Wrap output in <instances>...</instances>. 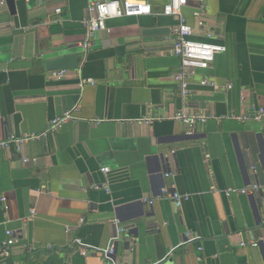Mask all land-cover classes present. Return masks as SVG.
Instances as JSON below:
<instances>
[{
  "label": "crops",
  "instance_id": "0c3cea01",
  "mask_svg": "<svg viewBox=\"0 0 264 264\" xmlns=\"http://www.w3.org/2000/svg\"><path fill=\"white\" fill-rule=\"evenodd\" d=\"M106 1L0 5V141L75 118L20 151L0 149V249L7 231L17 238L0 264H103L73 242L106 248L122 228L116 253L126 264H264V117L230 118L264 109V0H206L201 27L198 5L183 9L193 39L227 49L191 77L187 97L173 79L177 19L162 14L165 0H148L152 15L109 20L89 52L80 47L89 4ZM152 28L168 33L144 36ZM71 54L78 69L61 79L46 70ZM183 110L212 117L189 134L174 120ZM254 184L257 207L225 193ZM163 189L191 199L177 207Z\"/></svg>",
  "mask_w": 264,
  "mask_h": 264
},
{
  "label": "built area",
  "instance_id": "2783aa9c",
  "mask_svg": "<svg viewBox=\"0 0 264 264\" xmlns=\"http://www.w3.org/2000/svg\"><path fill=\"white\" fill-rule=\"evenodd\" d=\"M7 1L8 0H1L0 5H5ZM205 1L206 0H165V5L162 9V14L164 16L175 17L177 19V24L172 28L174 43L173 54L181 59V68L177 73L173 74V79L180 85L183 97H187L191 92V77L194 76L198 70H208L215 62L216 56L225 53L227 50L223 45L193 39L194 29L188 24L187 19L183 14V9L189 7L191 4L198 5L195 8L194 16L201 27L204 25L207 11ZM56 13L60 14L61 9H58ZM152 14L153 9L148 0H111L90 3L87 9V14L83 20V25L86 29L85 40L80 44V47L84 51L89 52L94 44L96 35L107 29V22L111 19L141 17ZM208 36L210 37V35ZM66 75V70L53 72V76L57 79H61ZM83 83H93V80H86L83 81ZM208 84L218 88L215 83L205 78L202 81V85ZM231 87L232 86H229V88ZM211 117L212 115L205 111L189 113L188 111L183 110L175 115L174 120L187 126L190 129L189 134H193L197 127L206 123ZM263 117L264 109L262 108L258 111H254L252 115H232L230 118L241 122H247L250 120L261 121ZM74 120L75 118L73 114L71 112H66L61 117L52 121L48 133L30 137H16L15 135H11L5 140L0 141V149L6 150L15 146L16 149L20 151L28 141L47 136V134L59 130L62 126ZM28 162L29 159L24 160V163ZM102 172L108 175L110 169L104 168L102 169ZM96 188L98 189L99 187ZM107 190H109L108 187ZM260 190V185L254 184L242 189H228L225 193L228 197L232 195L249 196L258 193ZM162 194L173 201L177 207H181L191 199L190 195H183L175 190L170 191L168 189H163ZM153 203V201L150 202V204ZM126 230V228L120 229L118 233L112 237L110 245L106 248L96 247L81 239H76L72 244V249L75 252L80 253L82 256H87L90 252L99 253L103 264H126L118 259L116 253V243L119 241L121 232H126ZM6 235L7 238L2 244L0 255L8 258L11 256L12 249L17 243V238L15 233L10 230L6 232ZM189 236V241L197 240V238L191 237V235ZM242 245L244 246L245 244ZM49 248L51 249L52 246H49ZM31 250L32 249H30V251Z\"/></svg>",
  "mask_w": 264,
  "mask_h": 264
},
{
  "label": "water",
  "instance_id": "95a60500",
  "mask_svg": "<svg viewBox=\"0 0 264 264\" xmlns=\"http://www.w3.org/2000/svg\"><path fill=\"white\" fill-rule=\"evenodd\" d=\"M15 0H8V5L10 6L11 10L14 11ZM168 33L167 29L162 28H152V29H146L143 33L146 37H159L166 35ZM81 56L78 54H71V55H64L59 56L57 58L49 59L45 62V68L48 71H62V70H74L78 69L80 66ZM188 139H196L195 136H188ZM248 154L250 158L254 159V151L250 145V142H248ZM162 157V155H161ZM250 199L252 203L257 207V205H260V195L259 194H253L250 196Z\"/></svg>",
  "mask_w": 264,
  "mask_h": 264
}]
</instances>
